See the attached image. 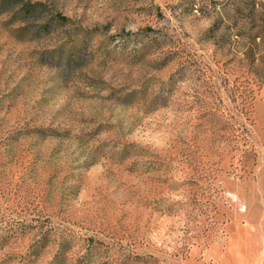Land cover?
<instances>
[{
    "label": "rangeland",
    "instance_id": "1",
    "mask_svg": "<svg viewBox=\"0 0 264 264\" xmlns=\"http://www.w3.org/2000/svg\"><path fill=\"white\" fill-rule=\"evenodd\" d=\"M0 264H264V0H0Z\"/></svg>",
    "mask_w": 264,
    "mask_h": 264
},
{
    "label": "trees",
    "instance_id": "2",
    "mask_svg": "<svg viewBox=\"0 0 264 264\" xmlns=\"http://www.w3.org/2000/svg\"><path fill=\"white\" fill-rule=\"evenodd\" d=\"M12 236H13V235H12ZM14 236H15V234H14ZM41 240H42V243H43V244H42V248H43V247H45V246L47 245L48 241H47V238H44V237H43V239H41ZM37 251H38V250H37Z\"/></svg>",
    "mask_w": 264,
    "mask_h": 264
}]
</instances>
